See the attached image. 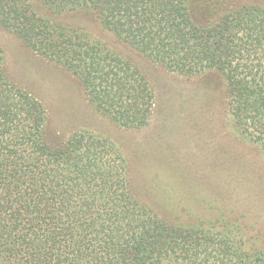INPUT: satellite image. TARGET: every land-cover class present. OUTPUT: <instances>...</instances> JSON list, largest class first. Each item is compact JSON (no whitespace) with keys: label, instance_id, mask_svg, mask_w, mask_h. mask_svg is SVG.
<instances>
[{"label":"trees","instance_id":"16d2710c","mask_svg":"<svg viewBox=\"0 0 264 264\" xmlns=\"http://www.w3.org/2000/svg\"><path fill=\"white\" fill-rule=\"evenodd\" d=\"M0 29L52 68L36 86L68 94L62 70L91 113L169 138L134 143L129 163L106 135L65 133L80 110L49 111L9 77L0 48V264H264L263 6L0 0ZM102 32L202 87L158 110L148 79ZM213 190L219 211L206 202Z\"/></svg>","mask_w":264,"mask_h":264},{"label":"rangeland","instance_id":"374dc122","mask_svg":"<svg viewBox=\"0 0 264 264\" xmlns=\"http://www.w3.org/2000/svg\"><path fill=\"white\" fill-rule=\"evenodd\" d=\"M197 1V0H196ZM211 2H216L218 0H208ZM221 1V0H220ZM225 1V0H223ZM228 3L239 5L244 3H254L264 7V0H226ZM83 19L82 22L84 24H88L90 22L84 21L85 17L81 16ZM75 19H78L76 17ZM61 23L71 24L73 25V16L67 15L61 18ZM96 32V30H94ZM103 40L108 44V46L114 50L115 52L119 53L124 58L130 60L148 79L151 86L153 87L156 95V105L158 110H164L166 113L171 108L176 107L177 104H180L186 95V89H190V86L193 85L197 88H201L202 85L199 83V79H192L188 81L187 79H182L172 75L170 73L165 72L160 67L152 64L147 59L140 56L137 52L133 51L128 45L122 43L121 41L116 40L114 37L107 33H101ZM0 48L3 51L4 56V64L5 69L9 77L18 85L31 89L32 87L35 88L37 95L40 99L45 103L46 107H49V111H53V105H57L58 101H64L66 105H69L70 111L73 110L77 112L80 110L78 121H73V124H69L65 126L64 131H70L72 129H78L80 126H85L93 131L106 135L110 137L114 142H116L119 147L122 149L123 154L126 156L129 163L132 162L133 157H135L134 151L135 146L134 143L140 142L141 144L145 145L148 142H158L160 140L167 141L169 138H162L164 135L161 136L160 139L157 138L156 133L154 131H144L137 133L135 131H125L119 129L118 127L110 124L108 121L104 120L102 117L91 113L90 109L84 102V99L77 94L76 85L73 82V77L69 76L68 73H65L61 70L59 71L58 75H60V81L63 82L62 84L66 88V92L68 94L60 95L57 92L49 89V85H40L36 86L37 80L43 76V79L46 81L49 79L45 76L44 71L52 69L48 64L44 63L39 57L33 55L31 52L27 51L18 41L13 39L11 36L7 35L4 31L0 29ZM49 72V71H48ZM63 72V73H62ZM41 79V80H43ZM209 81V78L205 79ZM204 81V82H206ZM177 103V104H175ZM76 105H80V108H77ZM85 106V107H83ZM83 107V108H82ZM53 110H52V109ZM157 114V113H156ZM154 118V124L158 125L159 128L162 127L161 124V114L156 115ZM62 113L59 115V117ZM166 115H164L163 119ZM160 118V119H159ZM50 129H56L58 126L53 122ZM171 121V120H170ZM168 127L172 125V122H167ZM60 127V126H59ZM61 128V127H60ZM166 126H163L165 129ZM169 133L168 131H166ZM154 134V135H153ZM168 142V141H167ZM159 144V143H158ZM144 147V146H143ZM171 162L178 163L183 161L181 156L170 155ZM203 191V189H202ZM207 196L209 199L206 201L208 203V207L215 209L216 211L221 210L224 207H220L222 205V201H220L221 194L219 191H207ZM191 200V199H190ZM200 200V199H199ZM199 200H194V203L187 204L189 207H195V205L202 204L201 209L206 207V203L204 200L199 202ZM199 202V203H195ZM199 207V206H198ZM204 207V208H203Z\"/></svg>","mask_w":264,"mask_h":264}]
</instances>
